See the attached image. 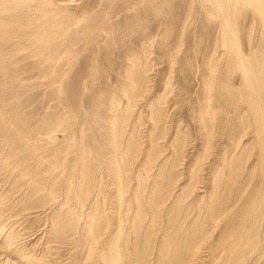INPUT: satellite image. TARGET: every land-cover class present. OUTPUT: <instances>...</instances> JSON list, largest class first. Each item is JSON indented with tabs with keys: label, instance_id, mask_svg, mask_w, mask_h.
<instances>
[{
	"label": "rangeland",
	"instance_id": "rangeland-1",
	"mask_svg": "<svg viewBox=\"0 0 264 264\" xmlns=\"http://www.w3.org/2000/svg\"><path fill=\"white\" fill-rule=\"evenodd\" d=\"M255 4L0 0V264H264Z\"/></svg>",
	"mask_w": 264,
	"mask_h": 264
},
{
	"label": "bare ground",
	"instance_id": "bare-ground-1",
	"mask_svg": "<svg viewBox=\"0 0 264 264\" xmlns=\"http://www.w3.org/2000/svg\"><path fill=\"white\" fill-rule=\"evenodd\" d=\"M2 1V0H1ZM24 1H26V0H24ZM237 2H241V3H245V4H249L250 5V2L253 4V3H256L255 5H256V7H258V8H260L263 12H264V0H235V3H236V5H237ZM254 5V6H255ZM233 6V5H232ZM231 6V7H232ZM235 6V5H234ZM230 7V8H231ZM242 7H243V5H242ZM257 8V9H258ZM236 9H238V7L236 6ZM256 9V8H255ZM9 10V9H8ZM232 10H233V8H232ZM244 10V9H243ZM3 11V10H2ZM23 11V10H22ZM237 11V10H236ZM241 11V10H240ZM225 12V11H224ZM229 12V11H228ZM11 13V12H10ZM234 13H236V12H234ZM237 14H238V12H237ZM240 14V13H239ZM262 14V13H261ZM11 15V14H10ZM264 15V14H263ZM222 17V16H221ZM264 17V16H263ZM263 20V19H262ZM264 21V20H263ZM229 23V22H228ZM231 23V22H230ZM229 23V24H230ZM263 24V23H262ZM264 25V24H263ZM234 26V25H233ZM226 34V33H225ZM261 38V37H260ZM239 52V51H238ZM255 54V53H254ZM253 54V55H254ZM252 55V56H253ZM237 56L239 57V56H241V55H239V54H237ZM256 54H255V56H253V58H254V60L255 61H257L256 60ZM260 56V55H259ZM237 58V57H236ZM240 58V57H239ZM260 58V57H259ZM251 59H252V57H248V58H243L242 56H241V58H240V64H241V66H242V62H243V64L244 63H246L247 64V61L248 62H250L251 61ZM254 63V62H253ZM243 67V66H242ZM251 67V66H250ZM243 68H245V67H243ZM247 68H248V72H250V70H249V67L247 66ZM253 68V67H252ZM243 70L244 69H242V72H243ZM248 72H246V68H245V70H244V73H245V75H246V73H248ZM251 72H253L252 70H251ZM247 78H248V76L246 75V78H245V80L247 81ZM249 80V79H248ZM264 81V80H263ZM249 82V81H248ZM264 83V82H263ZM250 84V83H249ZM252 84V83H251ZM250 84V85H251ZM136 85H138V84H136ZM246 85H248V84H246ZM252 87H253V85H251ZM248 87V86H247ZM252 87H251V89H252ZM140 88V87H139ZM242 89H243V87H242ZM247 88L245 87V90H246ZM248 89H249V87H248ZM261 89V88H260ZM252 91H254V90H252ZM262 91V90H261ZM142 92V91H141ZM250 93V92H249ZM264 94V93H263ZM134 95V94H133ZM248 95V94H247ZM249 96L250 97H252V95L251 94H249ZM250 97H248V99H250ZM247 99V100H248ZM254 99V98H253ZM246 102H248V101H246ZM254 102V101H253ZM249 106L250 107H252V105H251V103L249 104ZM1 113H2V111H1ZM259 114V113H258ZM7 115V114H6ZM9 116V115H8ZM12 127V126H11ZM264 127V126H263ZM262 127V128H263ZM117 129V128H116ZM7 133V132H6ZM261 133V132H260ZM4 134V133H3ZM8 135V134H7ZM261 135L263 136L264 135V132L262 131V133H261ZM264 137V136H263ZM131 140V139H130ZM113 142V141H112ZM153 146V145H152ZM20 147V146H19ZM118 165V164H117ZM126 166V165H125ZM118 167V166H117ZM90 168V167H89ZM262 168L264 169V163H262ZM19 171V170H18ZM89 173V172H88ZM264 173V172H263ZM264 175V174H263ZM141 184V183H140ZM81 190H82V188H81ZM258 192V191H257ZM261 192V194H260V196L259 197H261V198H258V201L256 202H253V205H256V204H259V206L257 207V208H253V210L251 209V208H248L247 210L249 211L248 213H247V215L246 216H250V214L251 213H253V215H254V222L253 223H250V225L248 226V230L246 231V233H245V235L243 236V238H242V241H241V243H238L239 244V250H240V248H242L243 246H245V245H247V246H253V247H255V246H257L258 244H260L261 245V247L264 249V238L261 240V236H262V232H260V228H259V226H257L258 225V221H259V216H260V214L264 211V184H263V188H262V191H260ZM75 193V192H74ZM83 194V193H82ZM137 194V193H136ZM84 195V194H83ZM78 198H80V196H77ZM120 197V196H119ZM76 200H77V198H76ZM80 199H78V201H79ZM224 200V199H223ZM84 201V200H83ZM79 202H81V201H79ZM156 201L154 200V202H153V204L155 203ZM159 202V201H158ZM85 203V202H84ZM81 204V206H83L82 205V202L80 203ZM80 204H78V205H80ZM161 204V203H160ZM222 204V203H221ZM225 204H227V203H225ZM225 204H223V206L225 205ZM76 206L77 208L79 207V206ZM85 205V204H84ZM155 205H157L156 203L153 205V206H155ZM152 206V207H153ZM84 207V206H83ZM82 207V208H83ZM156 207V206H155ZM224 207H222V209H223ZM75 209V208H74ZM80 209H81V207H80ZM221 208L219 207V209L218 210H220ZM227 209V208H226ZM225 208H224V210H226ZM241 209V208H240ZM77 210V209H76ZM76 210H75V212H76ZM235 211V210H234ZM81 213H82V211H81ZM75 214H77V212L75 213ZM79 214V213H78ZM233 214V213H232ZM77 216V215H76ZM75 216V217H76ZM81 216V215H80ZM79 216V217H80ZM88 216V215H87ZM246 218V217H245ZM78 219V218H77ZM241 220V219H240ZM243 220H244V218H243ZM242 220V222H243V224H245V221H243ZM90 222V221H89ZM241 223V222H240ZM85 225V224H84ZM90 228V227H89ZM88 228V229H89ZM93 229V228H92ZM90 230V229H89ZM243 230H244V228H243ZM242 230V231H243ZM86 231H87V229H86ZM238 231V230H237ZM91 234V233H90ZM87 235V234H86ZM91 236H92V234H91ZM92 238V237H91ZM238 240V239H237ZM257 244V245H256ZM191 248V247H190ZM193 248V247H192ZM191 248V249H192ZM244 248V247H243ZM189 250V249H188ZM244 250V249H243ZM261 250V249H260ZM192 251V250H191ZM191 251H189L191 254H192V252ZM263 252V251H262ZM238 253V252H237ZM242 253V252H241ZM239 255H240V253H238ZM230 257H231V255H230ZM230 260H231V258H229ZM234 259V255H232V260ZM231 260V261H232ZM230 261V262H231ZM4 262H6V261H4ZM8 262V261H7ZM6 262V263H7ZM5 263V264H6ZM228 264H229V262H228ZM231 264V263H230ZM239 264V263H238ZM241 264V263H240Z\"/></svg>",
	"mask_w": 264,
	"mask_h": 264
}]
</instances>
